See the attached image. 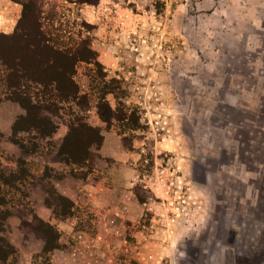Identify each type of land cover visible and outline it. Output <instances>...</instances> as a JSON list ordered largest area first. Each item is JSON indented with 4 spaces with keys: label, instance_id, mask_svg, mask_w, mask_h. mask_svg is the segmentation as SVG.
Masks as SVG:
<instances>
[{
    "label": "rangeland",
    "instance_id": "374dc122",
    "mask_svg": "<svg viewBox=\"0 0 264 264\" xmlns=\"http://www.w3.org/2000/svg\"><path fill=\"white\" fill-rule=\"evenodd\" d=\"M11 1L22 10L0 12V22L19 27H0L9 35H0V118L27 114L7 98L11 70L4 62L21 61L38 76L67 75L75 63L74 78L86 95L81 106L43 109L47 130L50 119L58 123L52 135L0 131V245L9 248L13 237L29 245V233L38 239L32 259L13 253L16 264L52 263L56 232L33 216L29 197L75 213L55 181L113 167L97 145L85 161L62 157L60 132L69 131L74 114L135 154L131 163L114 164L111 177L117 195L132 194L123 235H107L102 243L115 251L102 248L109 253L95 256L94 264H264V0ZM38 23L47 44L65 51L56 55L57 70L40 69L35 56L52 53L34 54L22 37ZM30 90L42 94L43 87ZM106 100L126 118L103 120L97 105ZM33 168L42 171L29 175ZM171 180L192 191L189 220L167 219L163 200ZM74 260L65 262L79 264Z\"/></svg>",
    "mask_w": 264,
    "mask_h": 264
},
{
    "label": "crops",
    "instance_id": "0c3cea01",
    "mask_svg": "<svg viewBox=\"0 0 264 264\" xmlns=\"http://www.w3.org/2000/svg\"><path fill=\"white\" fill-rule=\"evenodd\" d=\"M12 9L21 11L22 5L11 0H0V12L2 14H6L8 10ZM17 26L18 24L0 22V27H4L3 29L9 31L16 30ZM12 113L7 120L0 118L1 132L8 134L13 132L14 116L18 112ZM67 131L68 127L61 130L60 133L65 137ZM112 141H114V144ZM98 150L101 153L98 154L99 157L111 158L114 164L118 162L131 163L135 157V154H127L120 140L117 137H112L110 133L104 134L103 143ZM114 164L113 167L107 166L103 169L93 167L86 178L79 177L71 180L70 176H67L64 177L65 179L55 181L56 189L70 199L72 211L77 210L75 213H60L54 210L52 205L45 202L46 200L29 197L32 207H34L33 216H37L46 224L52 226L56 232L55 244L49 249L51 264H67L65 259L69 258L71 261L74 257L76 259L74 261H79V264H94L95 256L108 255L109 252L115 251L116 245H104L102 243L107 239V235H113L107 227L106 216L119 210L117 204L121 194H116L117 187L114 179L111 178L117 171ZM41 171L42 168H33L29 170V175L41 173ZM94 176H96V179H92ZM137 203L140 202L137 201ZM15 220L18 222L21 217L18 216ZM88 224L90 226L92 224V227L88 226ZM28 237L29 245H25V243L15 237L11 240L16 249L14 254L17 255L16 257L20 256L21 260H24L25 257H28L29 260L32 259L35 251H37L36 247L38 245L36 241L38 239L30 233ZM41 241L42 244L45 243L46 238L45 240L42 238ZM102 248H108L110 251L106 252ZM14 254L9 255L2 264H16ZM111 256L109 255V258ZM28 262L30 263V261Z\"/></svg>",
    "mask_w": 264,
    "mask_h": 264
},
{
    "label": "trees",
    "instance_id": "16d2710c",
    "mask_svg": "<svg viewBox=\"0 0 264 264\" xmlns=\"http://www.w3.org/2000/svg\"><path fill=\"white\" fill-rule=\"evenodd\" d=\"M26 6L27 4L24 2L23 19L27 16V11L25 9ZM37 26L38 29L35 31L28 28L23 29L22 37L26 40L28 46L27 49L34 52V54L35 52L38 53L39 50L41 52H43V50L50 51L52 54L49 55V57L43 58L41 57L42 54H38L39 57L36 58L35 56V59L38 61V67L40 69L57 70L59 68L55 60L57 57L56 55L58 53L63 54L65 51L61 52L47 44L48 38L43 35L44 33L41 24L38 23ZM17 29H19L18 26ZM32 34H35L34 37ZM0 35L9 36L5 34ZM62 56L67 58V55ZM0 60H3L1 56ZM4 64L8 66L9 70H11V72L5 76V84L12 89V93L7 98L18 102L27 113L26 115H21L19 117V119L23 120L24 125L20 126L18 124L19 119L15 120L13 124V133L34 130L45 136L52 135L58 129V123H53V120L50 119L52 128L50 130L45 128L44 121L47 117L43 113L44 108L49 111H61V109L64 108L62 106L64 103L74 102L80 106L84 104L83 96L85 98L86 95L80 94L81 88L74 78L75 70H73V68L75 63L70 62V64H72L71 73L67 75L54 74L51 76L32 75L27 72L25 65L21 61L13 64L4 62ZM35 85L36 88L43 87V90L41 91L42 94L30 90V86ZM105 87L107 88L108 85H105ZM97 107L99 114L107 123H111L112 119L123 120L126 118L124 112L120 109L116 112L115 110L117 109H114L107 100L99 102ZM71 113L74 114V112ZM131 121L134 123V118H131ZM67 122L69 131L63 139L64 143L61 149L62 157H65L68 162H79L89 159L92 146L97 145V148H100L104 140V134L101 133V130L98 127L90 125L83 117L77 114L71 116ZM83 128L86 129L84 132H78ZM78 144H82L80 150H78ZM78 151L83 154L79 158L77 157V153H79ZM35 217L38 218L37 216ZM42 223L52 228V226L46 224L44 221H42ZM1 240L2 238L0 237V242ZM7 246H9V248L4 249V247L0 245V264H2L9 255L16 252L13 244L9 245L7 242Z\"/></svg>",
    "mask_w": 264,
    "mask_h": 264
},
{
    "label": "built area",
    "instance_id": "2783aa9c",
    "mask_svg": "<svg viewBox=\"0 0 264 264\" xmlns=\"http://www.w3.org/2000/svg\"><path fill=\"white\" fill-rule=\"evenodd\" d=\"M161 171H164L162 168ZM169 192L167 200H163V204L167 209V219L170 223H176L181 219L189 220L192 215V191L186 190L182 186H176L175 181L171 180L169 184ZM118 211L110 213L106 216V224L112 234L116 236L123 235L124 218L131 212L133 201L131 191L126 190L120 195L118 201ZM127 240V239H125Z\"/></svg>",
    "mask_w": 264,
    "mask_h": 264
}]
</instances>
